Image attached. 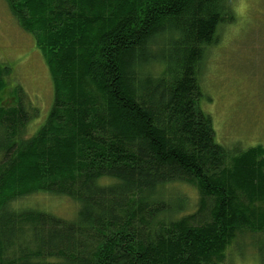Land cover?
Returning a JSON list of instances; mask_svg holds the SVG:
<instances>
[{"label":"trees","instance_id":"trees-1","mask_svg":"<svg viewBox=\"0 0 264 264\" xmlns=\"http://www.w3.org/2000/svg\"><path fill=\"white\" fill-rule=\"evenodd\" d=\"M2 1L53 99L26 135L36 111L0 59V264H224L264 234V146L229 152L198 103L227 0Z\"/></svg>","mask_w":264,"mask_h":264},{"label":"rangeland","instance_id":"rangeland-1","mask_svg":"<svg viewBox=\"0 0 264 264\" xmlns=\"http://www.w3.org/2000/svg\"><path fill=\"white\" fill-rule=\"evenodd\" d=\"M226 3L231 18L219 24L214 43L207 46L199 65L202 95L198 103L212 118L215 141L236 153L256 144L264 146V0ZM0 59L13 66V82L23 89L25 101L36 111L26 130V135H32L49 111L53 87L39 49L17 27L2 0ZM3 100L6 105L15 102L12 89L6 91ZM184 191L192 206L197 192L193 187H184ZM40 201L49 209L43 210L60 217L72 208L68 201L62 203L61 198L50 195ZM237 239L227 248L224 264H264V234Z\"/></svg>","mask_w":264,"mask_h":264}]
</instances>
